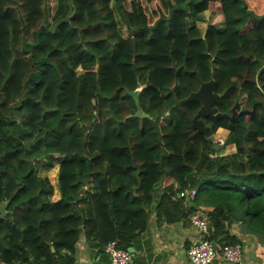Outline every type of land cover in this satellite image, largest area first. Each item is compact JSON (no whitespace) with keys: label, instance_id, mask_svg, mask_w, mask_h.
Returning <instances> with one entry per match:
<instances>
[{"label":"trees","instance_id":"trees-1","mask_svg":"<svg viewBox=\"0 0 264 264\" xmlns=\"http://www.w3.org/2000/svg\"><path fill=\"white\" fill-rule=\"evenodd\" d=\"M210 81L226 90L218 112L254 113L203 116L210 134L195 130L202 104L176 102ZM139 88L149 118H129ZM220 128L231 156H215ZM156 187L167 223L195 212L179 193L197 189L210 240L240 243L227 221L264 234V0H0V264H74L82 235L129 250Z\"/></svg>","mask_w":264,"mask_h":264},{"label":"crops","instance_id":"crops-1","mask_svg":"<svg viewBox=\"0 0 264 264\" xmlns=\"http://www.w3.org/2000/svg\"><path fill=\"white\" fill-rule=\"evenodd\" d=\"M215 15L212 10L201 14V20L205 16ZM222 134L228 132L223 128ZM218 131H221V130ZM224 130V131H223ZM225 147V142H224ZM235 148V145H234ZM152 213L149 219V226L146 232L135 241L132 253L133 261L130 264H191L188 256L190 248L198 244L203 238L201 233L190 221L192 214L198 213L210 224V216L213 207L197 205L193 201L185 202V209H194L188 218H183L175 223H167L162 217L159 218L155 211L163 192L157 187L153 190ZM61 194L58 193L59 200ZM229 234L237 237L244 246L243 259L239 264H264V234H259L246 225L226 222ZM74 264H110L109 255L104 245L87 241L84 235L81 236L74 254ZM213 264H234L227 262L223 254H219Z\"/></svg>","mask_w":264,"mask_h":264},{"label":"built area","instance_id":"built-area-1","mask_svg":"<svg viewBox=\"0 0 264 264\" xmlns=\"http://www.w3.org/2000/svg\"><path fill=\"white\" fill-rule=\"evenodd\" d=\"M196 193L197 189H187L179 193V196L188 201ZM190 221L204 234L199 243L193 245L188 252L191 264H213L219 254H223L224 259L229 263L239 264L242 261L244 254L242 243L218 245L208 238L210 224L205 218L195 213L191 215ZM105 251L109 255L110 264H130L133 261V253L130 250L120 248L115 241L107 243Z\"/></svg>","mask_w":264,"mask_h":264},{"label":"water","instance_id":"water-1","mask_svg":"<svg viewBox=\"0 0 264 264\" xmlns=\"http://www.w3.org/2000/svg\"><path fill=\"white\" fill-rule=\"evenodd\" d=\"M75 13H76V9L73 10L70 17H73ZM70 17L68 18V20L70 19ZM213 85H214V81L205 82L201 85V87L197 91L192 92L187 98L183 100H178L176 102L177 105H184L192 101H199L202 104L200 110L198 111V113L195 115V117L192 120V126L195 130L203 134H210V127L206 126L204 120L202 119L203 116L208 117L210 115H216L219 118L234 119L239 113L252 114L255 111V107H254V110L252 111L241 110L240 105L237 104L236 107L233 108L232 115H228L227 113L218 112V109L217 107H215V104L217 103L219 98L222 97L226 93V90H224L221 94H215L213 91ZM140 93H141L140 89L133 91V92H128V94L131 95L135 99L136 103L138 104V109L136 113L131 114L129 118H135V117L149 118V116L139 106ZM221 146L224 147V144H222ZM214 149L215 150L219 149L217 144H215ZM9 203H10V200L3 201L1 203L0 216H7ZM132 250L133 248H130L131 252Z\"/></svg>","mask_w":264,"mask_h":264},{"label":"rangeland","instance_id":"rangeland-1","mask_svg":"<svg viewBox=\"0 0 264 264\" xmlns=\"http://www.w3.org/2000/svg\"><path fill=\"white\" fill-rule=\"evenodd\" d=\"M48 1L52 5V7H55L56 0H48ZM111 6L114 9L115 16H116V19H117V25H118L119 29H121L122 34L125 37H129L132 34H130L127 31L126 25H125L123 19L120 17L119 13L117 12V10L115 8V4L113 2L111 3ZM205 17L206 18H204L203 21L197 20V26H198V28H199V30H200V32L202 34L205 33L208 23L211 21V19L214 16L212 17V15H208V16H205ZM141 84H143V82H141ZM139 89L141 90V88H139ZM214 142H215V144H217V146L219 148V149L216 150L215 156L216 155H218V156H231L232 154H234L236 152V148H234V143H233V140H232V136H231V134L229 132H226L225 134H222V130L221 131H217V133L214 135ZM224 142H225V147H222L221 145L224 144ZM237 160L239 162H241V163H244L246 161V158L241 156ZM213 166H208L206 168V171L207 172L210 171L213 168ZM47 175H48V177H49V179H50V181L53 184V187L55 189V194H54V198L53 199H57L58 198V193L60 195V190H59V164L53 165L51 167V169L47 172Z\"/></svg>","mask_w":264,"mask_h":264},{"label":"clouds","instance_id":"clouds-1","mask_svg":"<svg viewBox=\"0 0 264 264\" xmlns=\"http://www.w3.org/2000/svg\"><path fill=\"white\" fill-rule=\"evenodd\" d=\"M130 250V249H129Z\"/></svg>","mask_w":264,"mask_h":264}]
</instances>
